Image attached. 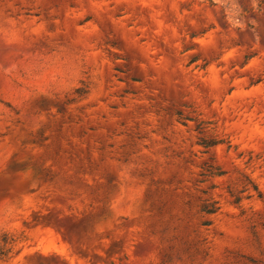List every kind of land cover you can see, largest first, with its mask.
<instances>
[{"label":"rangeland","instance_id":"rangeland-1","mask_svg":"<svg viewBox=\"0 0 264 264\" xmlns=\"http://www.w3.org/2000/svg\"><path fill=\"white\" fill-rule=\"evenodd\" d=\"M0 264H264V0H0Z\"/></svg>","mask_w":264,"mask_h":264},{"label":"trees","instance_id":"trees-1","mask_svg":"<svg viewBox=\"0 0 264 264\" xmlns=\"http://www.w3.org/2000/svg\"><path fill=\"white\" fill-rule=\"evenodd\" d=\"M9 232L4 231L0 234V258L3 257L5 254L4 247L2 244L6 243V238L8 236Z\"/></svg>","mask_w":264,"mask_h":264}]
</instances>
